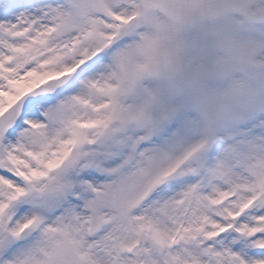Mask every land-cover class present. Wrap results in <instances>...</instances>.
I'll use <instances>...</instances> for the list:
<instances>
[{
  "label": "snow or ice",
  "instance_id": "1",
  "mask_svg": "<svg viewBox=\"0 0 264 264\" xmlns=\"http://www.w3.org/2000/svg\"><path fill=\"white\" fill-rule=\"evenodd\" d=\"M264 0H0V264H264V79L194 110L170 25Z\"/></svg>",
  "mask_w": 264,
  "mask_h": 264
},
{
  "label": "rangeland",
  "instance_id": "2",
  "mask_svg": "<svg viewBox=\"0 0 264 264\" xmlns=\"http://www.w3.org/2000/svg\"><path fill=\"white\" fill-rule=\"evenodd\" d=\"M238 15H227L194 28L170 25L178 46L173 51L171 81L179 87V98L194 110L219 99L246 107L253 96L237 81L264 79V37L247 31L253 25Z\"/></svg>",
  "mask_w": 264,
  "mask_h": 264
},
{
  "label": "water",
  "instance_id": "3",
  "mask_svg": "<svg viewBox=\"0 0 264 264\" xmlns=\"http://www.w3.org/2000/svg\"><path fill=\"white\" fill-rule=\"evenodd\" d=\"M223 13L222 11H219L217 8H212V9H205V12L204 14L201 16V15H197V18L196 19H201L203 18L204 16L206 15H209V14H221Z\"/></svg>",
  "mask_w": 264,
  "mask_h": 264
}]
</instances>
